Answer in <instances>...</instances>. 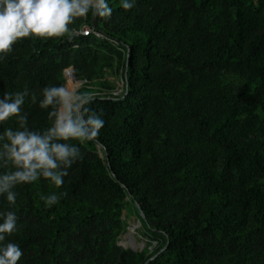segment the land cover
Returning a JSON list of instances; mask_svg holds the SVG:
<instances>
[{"label": "trees", "instance_id": "16d2710c", "mask_svg": "<svg viewBox=\"0 0 264 264\" xmlns=\"http://www.w3.org/2000/svg\"><path fill=\"white\" fill-rule=\"evenodd\" d=\"M108 4L92 28L103 36L75 34L90 10L74 33L19 38L0 59V96L27 89L31 127L50 126L42 89L75 82L71 66L75 95L91 94L105 120L92 140L68 141L82 159L61 186L17 184L15 204L0 194L18 217L5 237L17 264H145L165 246L147 264H264V0ZM133 214L148 238L138 250L120 244Z\"/></svg>", "mask_w": 264, "mask_h": 264}, {"label": "clouds", "instance_id": "9594fccd", "mask_svg": "<svg viewBox=\"0 0 264 264\" xmlns=\"http://www.w3.org/2000/svg\"><path fill=\"white\" fill-rule=\"evenodd\" d=\"M123 9L132 8L136 0H120ZM93 11L109 16L112 8L108 0H0V59L12 50L19 38L30 35L60 36L69 29L75 17H82ZM43 98L39 106L53 110L48 113L50 126L40 129L31 127L28 114L23 111L28 90L15 93L5 92L0 96V124L15 117V128L5 127L0 132V163L11 164L14 170L0 172V194L10 204H15L17 193L14 186L33 182L43 177L59 187L64 183L68 169L82 159L80 147L69 143L70 139L83 142L95 138L105 123L101 114L86 107L93 99L89 93L73 95L62 85L42 89ZM31 101L36 103L35 94ZM63 109L61 111L60 109ZM46 206L58 202L57 194L40 197ZM0 264H17L23 255L20 246L5 242L17 228L14 211H0Z\"/></svg>", "mask_w": 264, "mask_h": 264}, {"label": "rangeland", "instance_id": "374dc122", "mask_svg": "<svg viewBox=\"0 0 264 264\" xmlns=\"http://www.w3.org/2000/svg\"><path fill=\"white\" fill-rule=\"evenodd\" d=\"M68 84H71L74 86L72 94L75 95L74 90L76 87H78L80 85V82L79 81L78 82H69V78H68L66 85H65V88L68 89L70 92V87ZM137 220L138 219L136 218L135 214L130 216V218L128 220L129 224H130L128 231L125 234H123L120 238V243L122 245L125 244L124 247H131L132 246L131 240H133V242H135L136 244H142L141 246H138V249H142L145 246L146 241L148 240V238L146 236L142 235L140 233V231H138V229L141 228V224H138ZM132 227L133 228L138 227V228H137V230L132 232V231H130Z\"/></svg>", "mask_w": 264, "mask_h": 264}, {"label": "water", "instance_id": "95a60500", "mask_svg": "<svg viewBox=\"0 0 264 264\" xmlns=\"http://www.w3.org/2000/svg\"><path fill=\"white\" fill-rule=\"evenodd\" d=\"M98 15H99V14L93 12V15H92V17H91L90 24H91V27H92L93 29H96V23H95V22H96V19H97ZM70 71L72 72L73 80H74L75 82H78L77 77H76V70H75V67H74V66H71V67H70ZM126 78H127V75H126ZM127 91H128V85H127ZM127 91H126V93H127ZM139 208H140V207H139ZM140 212H141L142 215H144V214H143V211H142L141 208H140ZM137 222H138V224H141V222H140L139 219L137 220ZM120 244H121V243H120ZM131 248H132L133 250H138V249L134 248L133 246H131ZM166 248H167V246H165L160 252L164 251ZM160 252H158V253L155 254L154 256L150 257V258L148 259V261H147L145 264H147L149 261L155 259V258L159 255Z\"/></svg>", "mask_w": 264, "mask_h": 264}, {"label": "built area", "instance_id": "2783aa9c", "mask_svg": "<svg viewBox=\"0 0 264 264\" xmlns=\"http://www.w3.org/2000/svg\"><path fill=\"white\" fill-rule=\"evenodd\" d=\"M91 32H95V31L92 29V27L89 24L85 23L82 25V27L79 30L75 31V34L87 36ZM95 33L98 36H103L100 32H95ZM65 72H66V75L72 74V72L70 71V68L66 69ZM122 91H123V81L119 84V86H118L117 90L114 92V94H118Z\"/></svg>", "mask_w": 264, "mask_h": 264}, {"label": "bare ground", "instance_id": "6f19581e", "mask_svg": "<svg viewBox=\"0 0 264 264\" xmlns=\"http://www.w3.org/2000/svg\"><path fill=\"white\" fill-rule=\"evenodd\" d=\"M137 228H138V227H134V228L132 227L130 231L133 232V231L137 230ZM131 242L134 243L135 245H137V247L142 245V244H136L135 242H133V240H131ZM132 245H133V244H132Z\"/></svg>", "mask_w": 264, "mask_h": 264}]
</instances>
